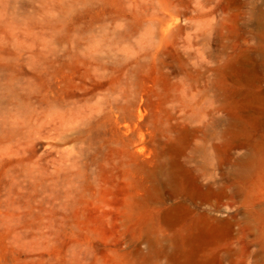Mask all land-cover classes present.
Wrapping results in <instances>:
<instances>
[{
    "label": "rangeland",
    "instance_id": "obj_1",
    "mask_svg": "<svg viewBox=\"0 0 264 264\" xmlns=\"http://www.w3.org/2000/svg\"><path fill=\"white\" fill-rule=\"evenodd\" d=\"M0 264H264V0H0Z\"/></svg>",
    "mask_w": 264,
    "mask_h": 264
}]
</instances>
